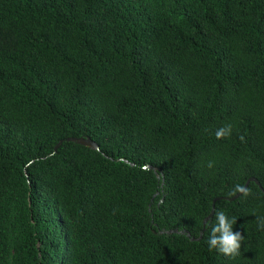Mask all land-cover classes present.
I'll use <instances>...</instances> for the list:
<instances>
[{
	"label": "trees",
	"instance_id": "16d2710c",
	"mask_svg": "<svg viewBox=\"0 0 264 264\" xmlns=\"http://www.w3.org/2000/svg\"><path fill=\"white\" fill-rule=\"evenodd\" d=\"M250 178L237 255L159 234ZM257 217L264 0H0V264H264Z\"/></svg>",
	"mask_w": 264,
	"mask_h": 264
},
{
	"label": "clouds",
	"instance_id": "9594fccd",
	"mask_svg": "<svg viewBox=\"0 0 264 264\" xmlns=\"http://www.w3.org/2000/svg\"><path fill=\"white\" fill-rule=\"evenodd\" d=\"M232 132V125L228 124L218 129L215 133L217 139H224L229 137ZM243 141L244 137H240ZM213 166L212 162L208 163V167ZM235 191L244 195L248 194V190L242 186H236ZM215 223L211 220L208 222L210 227L209 239L207 241L209 250H216L218 253L233 257L237 255L241 249L242 235L239 232H233V224L236 223L234 219H229L223 211L215 213ZM257 225L260 229H264V217H257Z\"/></svg>",
	"mask_w": 264,
	"mask_h": 264
},
{
	"label": "water",
	"instance_id": "95a60500",
	"mask_svg": "<svg viewBox=\"0 0 264 264\" xmlns=\"http://www.w3.org/2000/svg\"><path fill=\"white\" fill-rule=\"evenodd\" d=\"M66 142L76 143V144H78L80 146L87 147V148H89L91 150L99 151V147L97 146V144L95 142L91 141L89 138H83V137H79V138H67L66 139ZM61 143H62V141H60L54 147V151L57 150V148L59 147V145ZM145 168L146 169H149V170H152L154 172V174H155V177L157 179L160 178V175H159V173L157 171V168L152 167V166H147ZM145 168H143V169H145ZM251 182L254 183V184H256L260 188V190L262 191V189H261L258 181L256 179H254V178L248 179L247 182L245 183V185L243 187L245 189H247L249 183H251ZM241 195H242V193L238 192L236 195H234L231 198H221V197L215 198L213 200L212 209H211L209 215L207 217H205V219L202 222V230L200 231L198 238H192L191 235L188 232L183 231V230L182 231H179L178 229L167 230V231L161 230V231H159V234H161V235H163V234H165V235H173V234L174 235H185L191 242H193V241H200L202 239V237H203L204 232H205L206 225L208 224V222L212 219V217L214 215L215 203L217 201H220V200H225V201L233 202L236 199H238ZM161 202H162V200H161Z\"/></svg>",
	"mask_w": 264,
	"mask_h": 264
}]
</instances>
